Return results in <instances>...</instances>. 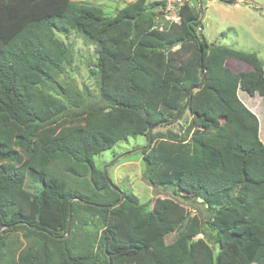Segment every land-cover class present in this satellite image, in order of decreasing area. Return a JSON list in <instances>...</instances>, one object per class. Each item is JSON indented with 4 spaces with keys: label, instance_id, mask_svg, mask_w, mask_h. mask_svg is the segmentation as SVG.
<instances>
[{
    "label": "trees",
    "instance_id": "16d2710c",
    "mask_svg": "<svg viewBox=\"0 0 264 264\" xmlns=\"http://www.w3.org/2000/svg\"><path fill=\"white\" fill-rule=\"evenodd\" d=\"M158 4L0 0V264H264V142L238 97L264 100L263 62L211 44L193 5L171 23ZM71 31L96 44L95 95L63 79ZM186 112L180 131L156 129ZM139 135L150 184L186 187L207 219L141 203L95 162Z\"/></svg>",
    "mask_w": 264,
    "mask_h": 264
},
{
    "label": "rangeland",
    "instance_id": "374dc122",
    "mask_svg": "<svg viewBox=\"0 0 264 264\" xmlns=\"http://www.w3.org/2000/svg\"><path fill=\"white\" fill-rule=\"evenodd\" d=\"M86 4L103 6L105 12L113 15L118 8L124 6L127 0H74ZM193 7L201 11L203 27L200 30L211 44L226 45L246 52H254L264 65V0H242L236 4L224 3L220 0H193ZM72 48L73 62L67 68L64 80H70L90 94H97L95 79L90 74L94 65L95 42L85 34L71 31L67 35H60ZM228 66L234 71L251 69V66L238 59H229ZM238 97L258 116L260 120V137L264 142V100L258 93L251 96L239 90ZM217 115L226 123L228 111L223 109ZM191 120V115L186 112L180 120L156 128L160 131L173 129L180 131ZM149 147L146 136L130 137L118 142L111 150L96 156L98 166L107 170L113 182L121 189L131 191L139 197L141 203L152 204L157 197H173L178 203L175 218L184 217L187 213H199L202 218H208L205 205L189 198L191 191L180 187L178 193L171 188L155 187L145 177V163L142 150ZM69 181L71 178H68ZM81 182V181H80ZM27 200L32 194L26 193ZM199 201V200H198ZM245 228H240L237 233H242ZM203 237V235H197ZM23 240V239H22ZM24 242V240H23ZM25 244V242H24ZM253 264H263L257 259Z\"/></svg>",
    "mask_w": 264,
    "mask_h": 264
},
{
    "label": "built area",
    "instance_id": "2783aa9c",
    "mask_svg": "<svg viewBox=\"0 0 264 264\" xmlns=\"http://www.w3.org/2000/svg\"><path fill=\"white\" fill-rule=\"evenodd\" d=\"M135 0H127V3ZM150 2H159L158 6L163 11L165 20L173 23H181V9L186 4L193 5V0H148ZM201 235V234H199Z\"/></svg>",
    "mask_w": 264,
    "mask_h": 264
},
{
    "label": "crops",
    "instance_id": "0c3cea01",
    "mask_svg": "<svg viewBox=\"0 0 264 264\" xmlns=\"http://www.w3.org/2000/svg\"><path fill=\"white\" fill-rule=\"evenodd\" d=\"M239 1H242V0H239ZM239 1H238V2H239ZM238 2H237V3H238ZM235 4H236V3H235Z\"/></svg>",
    "mask_w": 264,
    "mask_h": 264
}]
</instances>
